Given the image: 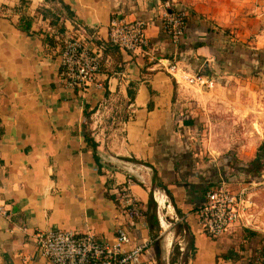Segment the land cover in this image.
<instances>
[{
  "label": "crops",
  "instance_id": "crops-1",
  "mask_svg": "<svg viewBox=\"0 0 264 264\" xmlns=\"http://www.w3.org/2000/svg\"><path fill=\"white\" fill-rule=\"evenodd\" d=\"M62 1L70 12L58 1L0 0V264H53L37 244L38 231H91L114 243L121 225L133 236L126 249L144 246L141 264H259L264 219L253 215L251 225L214 239L200 228L197 209L231 170L208 133L211 115L202 111L226 105L188 101L223 93L219 79L231 74L222 63L241 61L233 50L260 32L259 20L248 17L255 0ZM167 11L186 15L177 42L165 27ZM22 17L30 32L20 28ZM113 17L144 20L149 46H106L104 88L67 87L62 39L107 43ZM46 34L55 46L45 44ZM165 58L185 73L170 74L160 63ZM218 69L224 78H215ZM202 71L216 80L213 88L186 79ZM119 96L127 100L107 126L101 117ZM85 131L98 143L100 164ZM123 189L140 216L130 214Z\"/></svg>",
  "mask_w": 264,
  "mask_h": 264
},
{
  "label": "built area",
  "instance_id": "built-area-1",
  "mask_svg": "<svg viewBox=\"0 0 264 264\" xmlns=\"http://www.w3.org/2000/svg\"><path fill=\"white\" fill-rule=\"evenodd\" d=\"M185 17L183 12L165 13L167 33L177 42L184 34ZM108 41L126 52L144 51L149 46L147 24L144 20H127L113 17L109 24ZM94 37V36H93ZM106 43H97L95 38L86 36H66L62 39L60 54V75L65 85L73 90L86 93L92 86L104 88L100 79L103 67L109 57L105 56ZM160 63L175 76L181 71L177 63L161 59ZM185 73V72H184ZM192 85L210 89L216 85L213 77L201 73L190 74L186 78ZM127 200V209L133 216H140L139 204L133 201L126 189L120 192ZM248 187L233 191L226 182H220L207 191L205 202L197 209L200 228L210 238H220L241 224L251 225L249 213L253 206ZM37 244L42 254L53 264H141L143 245H133L131 229L121 225L117 229L114 243L103 241L91 231L77 233L66 229L52 228L38 231Z\"/></svg>",
  "mask_w": 264,
  "mask_h": 264
},
{
  "label": "rangeland",
  "instance_id": "rangeland-1",
  "mask_svg": "<svg viewBox=\"0 0 264 264\" xmlns=\"http://www.w3.org/2000/svg\"><path fill=\"white\" fill-rule=\"evenodd\" d=\"M251 3L248 17L259 20L260 32L258 37L250 38L244 45L233 50L234 53L242 52L241 61L237 59L222 63L221 67L225 64L231 78H224L219 69L214 71L218 72L215 78H224L219 79L223 87L217 85L218 89L223 88V93L217 97L203 96L188 101H214L227 106L202 111L211 115L213 120L208 133L215 138L213 145L221 153L219 157L231 168L227 175V185L233 191L248 187L253 202L249 213L264 219V168L249 172L254 161L264 163V0H255L254 8ZM126 100L122 96L109 100L114 108L106 110L101 121L111 126L112 117L117 113L115 107Z\"/></svg>",
  "mask_w": 264,
  "mask_h": 264
},
{
  "label": "trees",
  "instance_id": "trees-1",
  "mask_svg": "<svg viewBox=\"0 0 264 264\" xmlns=\"http://www.w3.org/2000/svg\"><path fill=\"white\" fill-rule=\"evenodd\" d=\"M50 1H58L60 2L69 12H70V9L67 5H65L63 3L62 0H50ZM21 3L22 5H26L28 2H26V0H21ZM68 12V13H69ZM72 14V13H70ZM52 24H54V22L52 21ZM20 28L27 31V32H30L31 30V22L28 21L27 19H25L24 17L21 18V24H20ZM63 32V31H61ZM44 42L45 44H47L48 46H55L56 45V41H55V37L54 36H50L49 34H46L45 37H44ZM62 46V45H61ZM106 46H108L109 48L110 47H114V48H118L114 45H112L111 43H106ZM106 49H108L106 47ZM119 49V48H118ZM108 52V51H107ZM134 91L132 90H129V97L131 98V101L134 99ZM151 92H152V89H151ZM91 114H92V111H87V113L85 114L87 118H91ZM85 136H86V140L87 142L89 143V145L92 147V150H93V154H94V157H95V160L98 164H100V159H99V156L97 154V147H98V143L91 137V134H89L88 132L85 131ZM254 166L249 169V172H252V171H256V170H260V168H264V163H261V162H253ZM156 176H157V171L155 170V173H154V178L156 179ZM164 189L169 193L170 191H168L165 187ZM152 200V199H151ZM231 255L230 254H227L225 255V258H230ZM258 263L259 264H264V248L261 250L258 258H256Z\"/></svg>",
  "mask_w": 264,
  "mask_h": 264
}]
</instances>
